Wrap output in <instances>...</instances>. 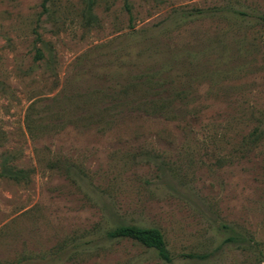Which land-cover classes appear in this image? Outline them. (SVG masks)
I'll use <instances>...</instances> for the list:
<instances>
[{"label": "rangeland", "instance_id": "374dc122", "mask_svg": "<svg viewBox=\"0 0 264 264\" xmlns=\"http://www.w3.org/2000/svg\"><path fill=\"white\" fill-rule=\"evenodd\" d=\"M7 167L0 264H264V0H0Z\"/></svg>", "mask_w": 264, "mask_h": 264}, {"label": "trees", "instance_id": "16d2710c", "mask_svg": "<svg viewBox=\"0 0 264 264\" xmlns=\"http://www.w3.org/2000/svg\"><path fill=\"white\" fill-rule=\"evenodd\" d=\"M128 9V7H127ZM43 53L37 49L36 59L40 60ZM0 177L8 178L16 182L27 180L29 175L25 170L7 167L0 172ZM107 236L112 239L130 238L136 240L143 246L153 249L157 252L158 257L164 261L171 260L169 251L166 247V242L162 232L157 228H141L136 226L121 225L107 233Z\"/></svg>", "mask_w": 264, "mask_h": 264}]
</instances>
